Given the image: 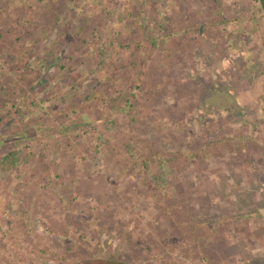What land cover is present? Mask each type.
Instances as JSON below:
<instances>
[{
  "label": "rangeland",
  "instance_id": "374dc122",
  "mask_svg": "<svg viewBox=\"0 0 264 264\" xmlns=\"http://www.w3.org/2000/svg\"><path fill=\"white\" fill-rule=\"evenodd\" d=\"M254 70L260 0H0V264H264Z\"/></svg>",
  "mask_w": 264,
  "mask_h": 264
},
{
  "label": "crops",
  "instance_id": "0c3cea01",
  "mask_svg": "<svg viewBox=\"0 0 264 264\" xmlns=\"http://www.w3.org/2000/svg\"><path fill=\"white\" fill-rule=\"evenodd\" d=\"M186 12H187L186 17H189V16L194 17V13H192V12H195V11L191 12V10H187ZM218 14H220V11H218V10H212V11L206 10V11H204L202 15H204V18H206V20L204 21V24H202L198 29V31L202 32V34L206 33L204 36H205V39L208 43L207 48L209 50H211L210 49L211 44H213V49H215L214 44L217 42L215 34L216 33L220 34L222 29H223L221 27V25L223 24L222 20L216 18L218 16ZM204 47H206V45H204ZM257 63H259V62H257ZM257 74H258V72L256 70H254L253 76H249L248 74H246L247 75L246 77L243 75L239 78V80L238 79L234 80L236 82V85H237V82L239 84L240 80H241V83L242 82H246V83L249 82V85H247L248 87L242 85L240 88V86H238V87L236 86L235 99H236V102L238 105L244 104V105L253 106L254 104H258L259 99L264 98L262 95L264 84L256 83V81L258 80V78L256 77ZM243 77H244V79H243ZM214 80L215 79H212L211 82H214Z\"/></svg>",
  "mask_w": 264,
  "mask_h": 264
},
{
  "label": "trees",
  "instance_id": "16d2710c",
  "mask_svg": "<svg viewBox=\"0 0 264 264\" xmlns=\"http://www.w3.org/2000/svg\"><path fill=\"white\" fill-rule=\"evenodd\" d=\"M261 1V0H260ZM261 6H262V10L264 12V8L261 2ZM16 141H19V139H17ZM17 151H9L2 159V166L3 168H5L6 170H11L15 167V165L17 164ZM99 262H104V261H90L88 264H94V263H99Z\"/></svg>",
  "mask_w": 264,
  "mask_h": 264
},
{
  "label": "water",
  "instance_id": "95a60500",
  "mask_svg": "<svg viewBox=\"0 0 264 264\" xmlns=\"http://www.w3.org/2000/svg\"><path fill=\"white\" fill-rule=\"evenodd\" d=\"M261 2H262V5H263V8H264V0H261ZM263 212V211H262Z\"/></svg>",
  "mask_w": 264,
  "mask_h": 264
}]
</instances>
